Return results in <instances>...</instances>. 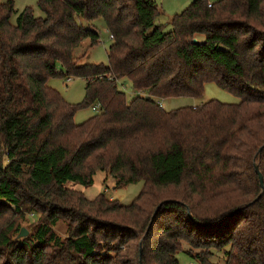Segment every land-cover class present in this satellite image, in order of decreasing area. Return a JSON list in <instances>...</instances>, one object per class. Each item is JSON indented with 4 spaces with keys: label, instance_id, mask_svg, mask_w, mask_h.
<instances>
[{
    "label": "trees",
    "instance_id": "obj_1",
    "mask_svg": "<svg viewBox=\"0 0 264 264\" xmlns=\"http://www.w3.org/2000/svg\"><path fill=\"white\" fill-rule=\"evenodd\" d=\"M37 4L42 16L26 6L12 23L14 0H0V264H125L112 256L119 248L98 240V215L110 211L143 231L144 261L154 253L158 264H179L185 241L206 251L185 252L199 264L209 250H224V264H264V0H193L168 30L156 24L154 0ZM76 17L103 20L106 64L80 62L77 48L100 36ZM57 77L82 79L83 99L66 101L48 85ZM125 82L136 92L129 100ZM208 82L240 101L159 106L200 97ZM89 106L98 112L76 124ZM98 171L116 188L141 181L137 200H90L71 187L91 185ZM171 187L177 198L154 217L137 205L145 191ZM25 212L41 222L18 237ZM59 220L62 239L53 230Z\"/></svg>",
    "mask_w": 264,
    "mask_h": 264
},
{
    "label": "rangeland",
    "instance_id": "obj_2",
    "mask_svg": "<svg viewBox=\"0 0 264 264\" xmlns=\"http://www.w3.org/2000/svg\"><path fill=\"white\" fill-rule=\"evenodd\" d=\"M193 0H154V2L158 5L160 10V15L156 18V24H163L164 27L168 30L170 28L169 20L173 14L181 12L189 3ZM210 2H216L217 0H208ZM38 0H14V10L15 12L12 14L10 21L12 23L16 22L17 16L19 12L26 6L31 7L35 16H42V11L38 8L37 4ZM76 20L80 22L83 26L92 27L99 31L100 40L99 43L93 47H88V40L84 41L80 47L76 50V55L81 56V63H107V55L106 51L109 47L111 40L109 39V34L104 25L102 19L98 18L94 21L86 22L80 17H76ZM197 39V37H194ZM198 40V39H197ZM48 85L54 89H56L61 96L70 103H78L83 99L84 96V81L80 78H70L69 81H66L65 78L57 77L51 78L48 80ZM123 92L126 94L127 100L131 99L135 96V91L131 87L129 82H125L121 87ZM217 100L223 103H238L240 100L233 93L228 92L226 90L221 89L213 82H208L204 85V92L200 97L197 98H188V97H177V98H169L164 100H159L162 107L166 110L175 109L183 106H196L200 105L209 100ZM98 111H94L92 106L84 107L79 109L75 116L74 122L76 124L82 123L93 114ZM257 166V165H255ZM258 168V166H257ZM143 183L141 181L129 184L124 187H115L114 179L106 172V171H98L94 175L93 183L87 187H83L80 184H72L71 187L75 190L82 191L84 196L90 200L96 198L99 194H103L106 199L110 201L116 199L118 203L121 205H130L137 199V195L142 189ZM263 189V188H262ZM174 188H160L145 191L144 195L139 199L137 205L143 210H146L148 214L155 213L157 206L164 200L169 198H177L174 195ZM262 194V192L260 193ZM259 194V195H260ZM135 215L131 216L134 219H138L140 224L143 220V214L136 210ZM146 212V213H147ZM122 211H110L106 212L102 215H98V221H102L101 226L97 228L100 233L98 234V240H104V242H108L110 246H114V248H119L121 254L114 255V259H118L123 261L125 264H158L156 260L152 258L154 253H149L144 261V253H143V245L141 242V238L143 237L142 233L136 235V228L132 226V224L127 222L125 218H123ZM141 215V216H139ZM139 216V217H138ZM169 215H165V218H168ZM163 220V219H161ZM41 222V216L34 212H25L23 214L22 219L18 221V225L21 228H24L27 231V236L33 234L36 228L39 226ZM163 222V221H161ZM150 225V223H149ZM121 228V231H110L108 228ZM96 228V227H95ZM149 228V227H148ZM55 234L59 238H65L67 235V225L65 221L59 220L53 227ZM107 230V231H106ZM19 234V233H18ZM103 234H106L104 237ZM136 236V237H132ZM160 237V235H157ZM161 238V237H160ZM103 241H101L102 243ZM117 246V247H116ZM189 250L191 254H202L201 252H206L205 250L199 248H191L185 241H180V252L176 254V258L179 261V264H199L196 260L190 258L185 252ZM211 255L208 256L207 264H224V250H209ZM108 253V251H106ZM105 252V253H106ZM106 253V254H107ZM111 253H108L111 255ZM205 254V253H204Z\"/></svg>",
    "mask_w": 264,
    "mask_h": 264
},
{
    "label": "water",
    "instance_id": "obj_3",
    "mask_svg": "<svg viewBox=\"0 0 264 264\" xmlns=\"http://www.w3.org/2000/svg\"><path fill=\"white\" fill-rule=\"evenodd\" d=\"M192 43L197 44V43H199V40H197L196 38H193V39H192ZM147 99H148V96H147ZM255 171H256V173H257V176H258V180H259L260 186H261V188H263V177H262L261 172L258 170L257 166H255ZM260 195H261V194H260ZM260 195H259L258 197H260ZM160 205H161V204H160ZM160 205H158L157 210L159 209ZM157 210H156V212H157ZM237 211H238V210H237ZM237 211L234 210L230 215H232L233 213H235V212H237ZM156 212L154 213V216H155ZM154 216H153V217H154ZM189 216H190V214H189ZM24 236H27V231H26L24 228H21V230H20V232H19V234H18V237H24Z\"/></svg>",
    "mask_w": 264,
    "mask_h": 264
},
{
    "label": "built area",
    "instance_id": "obj_4",
    "mask_svg": "<svg viewBox=\"0 0 264 264\" xmlns=\"http://www.w3.org/2000/svg\"><path fill=\"white\" fill-rule=\"evenodd\" d=\"M159 106L161 107V103H159ZM96 108H98V107H96ZM93 109H95V107Z\"/></svg>",
    "mask_w": 264,
    "mask_h": 264
},
{
    "label": "crops",
    "instance_id": "obj_5",
    "mask_svg": "<svg viewBox=\"0 0 264 264\" xmlns=\"http://www.w3.org/2000/svg\"><path fill=\"white\" fill-rule=\"evenodd\" d=\"M162 105V104H161ZM163 106V105H162Z\"/></svg>",
    "mask_w": 264,
    "mask_h": 264
}]
</instances>
